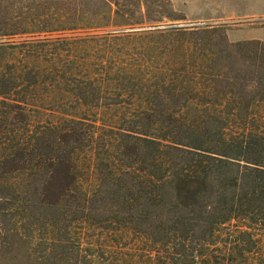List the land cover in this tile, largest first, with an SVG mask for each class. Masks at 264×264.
<instances>
[{"label": "trees", "instance_id": "16d2710c", "mask_svg": "<svg viewBox=\"0 0 264 264\" xmlns=\"http://www.w3.org/2000/svg\"><path fill=\"white\" fill-rule=\"evenodd\" d=\"M23 2L0 0V264H264V42L170 0Z\"/></svg>", "mask_w": 264, "mask_h": 264}, {"label": "rangeland", "instance_id": "374dc122", "mask_svg": "<svg viewBox=\"0 0 264 264\" xmlns=\"http://www.w3.org/2000/svg\"><path fill=\"white\" fill-rule=\"evenodd\" d=\"M23 1L24 6L31 11H35L39 6L42 12L56 13L65 11L64 8L72 11L77 0ZM170 2L174 12L185 18L184 21L173 22L178 26H221L226 29L232 43L252 40L264 42V0H170ZM9 264L23 262L20 263L12 257Z\"/></svg>", "mask_w": 264, "mask_h": 264}, {"label": "crops", "instance_id": "0c3cea01", "mask_svg": "<svg viewBox=\"0 0 264 264\" xmlns=\"http://www.w3.org/2000/svg\"><path fill=\"white\" fill-rule=\"evenodd\" d=\"M211 20L214 19V18H210Z\"/></svg>", "mask_w": 264, "mask_h": 264}]
</instances>
